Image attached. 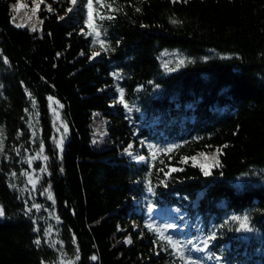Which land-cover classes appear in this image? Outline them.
Here are the masks:
<instances>
[{"label": "trees", "instance_id": "trees-1", "mask_svg": "<svg viewBox=\"0 0 264 264\" xmlns=\"http://www.w3.org/2000/svg\"><path fill=\"white\" fill-rule=\"evenodd\" d=\"M103 4L119 9L94 0L105 49L85 34L87 0L67 15L70 0H0V264H185L148 224L196 264H264V0ZM172 50L183 64L161 63ZM48 97L63 105L62 153ZM41 142L33 187L21 173Z\"/></svg>", "mask_w": 264, "mask_h": 264}, {"label": "snow or ice", "instance_id": "snow-or-ice-1", "mask_svg": "<svg viewBox=\"0 0 264 264\" xmlns=\"http://www.w3.org/2000/svg\"><path fill=\"white\" fill-rule=\"evenodd\" d=\"M43 0H40V3H42ZM173 2H177V0H173ZM184 2H187V0H184ZM95 3L96 4H99L101 7H107L109 10L111 11H116V10H119V9H114L112 7V4H107V5H104L103 4V0H95ZM77 4V0H70V7L66 10V13L65 15H67L68 13L72 12L74 10V7L75 5ZM39 6L40 4L37 3L32 9V13L33 15L36 14L37 10L39 9ZM20 7H26V5H21V4H17L15 6V10H18ZM87 19L85 21V27L87 29H89V31L87 33H85L86 35H94V39H93V43H99L101 49H105V42L103 40H100L99 37H100V31L98 30L97 28V25H96V18L98 17L100 20H103L105 19L106 17L101 15L95 8H94V0H87ZM141 9L140 8H136V11L139 12ZM48 11H54V9H52V7L49 5L48 6ZM95 13V15H94ZM108 19H111L112 17L109 16L107 17ZM60 19H64V17H60ZM13 22H15V17H13ZM172 23H177V21L175 20H172L171 21ZM24 25H21V24H17V27H23ZM31 30L32 31H36L37 30V26L35 24H33L31 26ZM83 31V30H82ZM99 55L98 52H93L92 53V56L95 57ZM7 59L4 60V63H7ZM184 61L181 60L179 61V64H183ZM178 64V66H179ZM112 75L115 77V78H119V73H112ZM119 93H120V99H119V102L121 104H124L125 108H128V105L125 103L124 99H123V96H124V93H123V90L122 89H118ZM31 94L29 93V96ZM48 100H49V107L52 108V105H53V98L52 97H48ZM59 107H63V105H59V102H55ZM32 106L33 108L36 106V102L35 100L32 101ZM27 111V110H26ZM129 111H131V109H129ZM53 115L56 116L57 119H59V114L55 111V109L53 108ZM96 115V114H94ZM31 126V125H30ZM60 127L63 128V133L66 135L67 132H68V127L67 125L65 124H61ZM33 136H35V133H33ZM54 144H55V147L57 150H59L61 153L63 152V145H64V136H61V138L59 139H54ZM95 142V141H94ZM132 146L129 145V149L131 148ZM154 147V146H152ZM3 150V131L2 129H0V151ZM171 147H169L168 149H164V151H171ZM17 151V154H19V149L16 150ZM43 152H44V143L41 142L40 143V152L36 155V156H33V157H29L27 159V163L29 164V166H31V163L34 159H43L45 161L48 160V157L47 156H44L43 155ZM125 152L128 153V155H132L131 152H129L128 149H125ZM201 156L203 155L202 153L200 154ZM135 159H137L138 161H143L145 159V157L143 156H137V157H134ZM155 158V154H153V159ZM194 161H195V157L192 158ZM213 161L215 163V166L219 167V162L218 161H215V157H213ZM201 171L203 172V174L205 176H208L210 175V171H209V166H205L204 164H200L199 165ZM41 171H46V169L44 168H41L40 169ZM172 171H177V169L173 168ZM13 176L16 175V173H12ZM21 175H28V182L33 185V187H35L37 181H38V177L36 178H33L32 176H30L28 173L26 172H22ZM10 187H15L14 185H10ZM149 191H151V188L148 189ZM47 191V190H46ZM43 194V193H42ZM48 199L49 200H52L53 197H52V194L50 191H48ZM32 208H35L37 211L40 210L41 208V205L39 204H33L32 205ZM27 211H31V209H27ZM4 215V209L2 206H0V217H2ZM234 220H239L240 221V228L237 229V231H240L241 229H245V230H248V231H251L250 228H248V225H247V217H244L243 219L239 218V217H233ZM146 227H148L150 230L154 231V232H157L159 234L158 238L161 239V240H166L167 241V244L170 245L172 247V249L177 253L179 254L180 256V259L182 261L185 262V264H196L195 260H192L190 257H187L186 254H185V250H184V246L180 245V243L176 240H173L170 236H165L164 235V232L161 231V228L160 227H157V228H153V226L151 224H148L146 225ZM172 225L171 224H168V225H163L162 228L164 229V231H166L168 228H171ZM51 232V229H47L45 231V235H47L48 233ZM214 237H209V239H213ZM73 242H75V237H73ZM35 243L37 245H39L41 243V240L40 239H37L35 241ZM53 244L56 243V242H52ZM125 243L127 244H131L132 241L131 239H126L125 240ZM189 244H191L192 242L191 241H188ZM205 247H207V244L205 243L204 245ZM196 250H201V249H196ZM79 257H77L78 259ZM91 259L95 260L96 257L93 256Z\"/></svg>", "mask_w": 264, "mask_h": 264}, {"label": "rangeland", "instance_id": "rangeland-1", "mask_svg": "<svg viewBox=\"0 0 264 264\" xmlns=\"http://www.w3.org/2000/svg\"><path fill=\"white\" fill-rule=\"evenodd\" d=\"M24 18H27V17L24 16ZM160 57H161V63H163V64L164 63L165 64L166 63H172V62H175V64H176L179 61V59H180V54L176 50L164 51V52L160 53ZM55 102H57V101L53 99V105H52V108H50L49 107V100H48V108H49V114H50V117H51L52 131L54 132V135L52 136L51 139H53V141H54V139H59V138H61V136H64V142H65L67 134L65 135L63 133V128L60 127L61 124H65V123L61 119V114H60V108L61 107H59ZM53 108L59 114V119H57L56 116L53 115ZM31 120H32V122H34V123H32L33 127H38V131L40 132V128H39L37 120L35 118H33V117L31 118ZM3 143H4V134H3ZM34 156H36V155H34ZM40 160L39 159H34L32 161V163H31V166H29V164L27 163L28 164L29 175H33V174L41 175L40 167L39 166L35 167V163H39ZM200 164H204L205 166H210L211 160H210L209 157H201ZM26 177H28V175H26ZM33 178H35V177H33ZM27 182H28V178H27ZM29 198L31 200L33 199L32 197H29ZM32 204H37V203L33 202ZM47 213H48V218L51 219L52 222H56V218L54 217V215L52 213H50V212H47ZM49 228L52 231V227L50 226V222H48V229ZM58 264H72V260L71 259H66L65 257H60V259L58 260Z\"/></svg>", "mask_w": 264, "mask_h": 264}]
</instances>
